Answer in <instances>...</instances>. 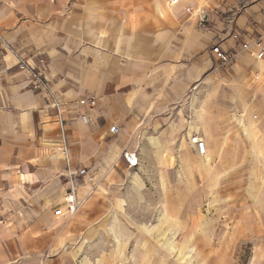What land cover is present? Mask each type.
<instances>
[{"label":"crops","instance_id":"obj_1","mask_svg":"<svg viewBox=\"0 0 264 264\" xmlns=\"http://www.w3.org/2000/svg\"><path fill=\"white\" fill-rule=\"evenodd\" d=\"M0 32L40 66L66 103L73 164L88 170L78 177V188L119 161L133 169L136 182L154 178L147 164H156L155 173L166 179L173 156L182 163L206 156L198 153L192 134H200L207 151L212 149L223 130L220 117L237 111L236 92H206V84L223 81L201 78L219 70L213 44L239 49L234 33L252 43L262 37L264 46V0H0ZM232 69L249 71L258 80L264 57L240 53ZM250 80L232 82L246 89ZM186 95L217 102L203 104L208 112L190 125L178 116ZM90 97L96 98L92 109L80 104ZM240 123L246 135H255L256 121ZM112 125L120 132L112 133ZM59 141L46 97L31 88L13 53L0 47V264H74L93 258L100 264L103 258L92 247L107 239L87 235L90 221L63 226L60 217L69 215L55 213L66 206L68 190ZM184 143L186 155L181 154ZM124 152H135L138 164L129 166ZM96 205L94 200L93 217L101 211ZM78 214L84 217L86 211ZM116 227L119 258L127 235ZM165 244L174 245L171 238Z\"/></svg>","mask_w":264,"mask_h":264},{"label":"rangeland","instance_id":"obj_2","mask_svg":"<svg viewBox=\"0 0 264 264\" xmlns=\"http://www.w3.org/2000/svg\"><path fill=\"white\" fill-rule=\"evenodd\" d=\"M95 22L100 20L94 18ZM201 79L223 81L206 84V92L231 91L240 97L237 111L220 117V139L215 140L206 156L189 157L188 163L173 156L169 164L172 170L166 173V179L165 174L155 173L159 170L156 164H147L154 178L140 182L134 180L133 169L119 161L103 177L81 181L78 212L60 217L65 219L63 226L73 225L78 219L90 221L87 235L107 239L92 247L94 255L103 256L100 264H264V75L254 80L249 71L219 67ZM237 79L251 80L243 89L232 82ZM256 82H262V86L256 87ZM206 102L217 101L186 95L178 116L190 120V124L201 118L203 111L208 112L203 109ZM224 102L228 104L229 100ZM177 103L180 102H174ZM253 104L255 107L249 109ZM241 119L247 123L249 119L256 121L254 136L245 134ZM183 145L181 154L186 155L189 147ZM215 145H220L218 151ZM99 199H104L105 204ZM94 200L101 211L93 217L90 209ZM81 210L86 211V216H79ZM117 225L127 235L119 258L115 257V235L120 229ZM168 238L174 243L170 244L171 249L165 244ZM90 260L73 262L98 261Z\"/></svg>","mask_w":264,"mask_h":264},{"label":"built area","instance_id":"obj_3","mask_svg":"<svg viewBox=\"0 0 264 264\" xmlns=\"http://www.w3.org/2000/svg\"><path fill=\"white\" fill-rule=\"evenodd\" d=\"M177 2L178 0H173ZM201 23L206 22L205 16L200 19ZM234 38L239 40V49L236 51H225L222 49L220 44H213L212 53L215 55L218 66L229 71L233 65L236 63L238 55L240 53H247L256 59H261L264 57V46L262 45V37L258 38L255 42H247L241 40L240 33H234ZM0 47L7 51H11L16 57L18 66L27 71L31 80V88L39 93H42L48 102V107L54 111L55 121L57 123L60 132L59 148L62 159L65 163L66 172V183L68 185L67 194L65 197L66 206L63 208L56 209L55 213L57 215L67 214L69 216L75 215L80 206L81 201L78 195L77 179L79 176H86L88 170L85 167L75 168L72 160V154L70 152V146L67 139V130L65 124V111L66 103L62 100L61 95L53 89L52 84L45 79L44 73L40 66L35 65L30 59L24 55V52L17 48L12 47L4 38L0 32ZM45 60L40 59V63L43 64ZM80 104L86 105L89 109H92L96 105V98L90 97L86 99H81ZM112 133H119L120 127L118 125H112L110 127ZM191 142L196 146L199 154L205 155L207 152L206 140L198 133H194L190 138ZM124 158L126 159L129 166H136L138 164V157L135 152H124Z\"/></svg>","mask_w":264,"mask_h":264}]
</instances>
